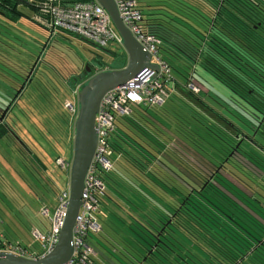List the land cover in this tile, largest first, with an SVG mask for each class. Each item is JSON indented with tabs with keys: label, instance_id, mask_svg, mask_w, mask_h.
Returning <instances> with one entry per match:
<instances>
[{
	"label": "trees",
	"instance_id": "1",
	"mask_svg": "<svg viewBox=\"0 0 264 264\" xmlns=\"http://www.w3.org/2000/svg\"><path fill=\"white\" fill-rule=\"evenodd\" d=\"M77 1L86 0H0V27L21 32L29 43L37 39L38 48L32 53L0 31V107L36 64L23 92L33 100L22 94L16 103L30 126L19 124L22 133L16 134L23 144L0 126V172L10 186L21 181L3 195L23 208L37 202L40 213L42 205L53 204L45 202L43 180L52 177L55 202L61 186L42 149L32 144L45 141L57 148V156L67 148L72 152L74 117L63 100L75 94L62 99L67 112L57 126L55 108L45 101L106 68L89 71V57L74 56L69 45L82 35L53 25L50 6ZM137 7L144 30L160 40L171 78L163 82L162 103L133 102L114 120L108 138L112 164L99 171L100 229L87 234L95 251L91 259L94 264H264V0H137ZM22 100L26 107L19 105ZM8 117L12 124L14 110ZM61 131L64 150L58 146ZM20 160L22 169L16 167ZM44 224L42 219L31 225L28 242L3 239L35 245L31 232Z\"/></svg>",
	"mask_w": 264,
	"mask_h": 264
},
{
	"label": "built area",
	"instance_id": "2",
	"mask_svg": "<svg viewBox=\"0 0 264 264\" xmlns=\"http://www.w3.org/2000/svg\"><path fill=\"white\" fill-rule=\"evenodd\" d=\"M114 1L122 21L143 48L150 53L151 61L157 63L158 68L148 67L126 82L108 89L100 100L95 117L97 144L84 177L80 206L72 229V253L61 264H94L91 257L95 255V251L87 243V234L100 229L96 213L98 210L96 195L103 188L100 169H108L112 164L109 157L112 152L108 143L109 132L113 128L116 116L127 114L133 102L162 103L166 95L163 82L171 78L170 68L159 53V38L143 28L137 0ZM50 9L54 26L68 28L103 47L111 40L118 44L122 43V37L115 28L109 12L95 0L77 1L68 7L51 5ZM188 85L193 90L198 89L193 82ZM80 87V83L72 87L75 96L63 100V105L74 118L78 112L76 95ZM55 162L61 169L69 172L71 162L66 157L58 155ZM69 194L68 179L56 194L55 205L52 208L41 206V213L46 217L47 222L45 227H34L31 232L38 248H34L32 244L22 245L20 242L6 241L0 235V251L14 252L27 257H39L51 251L64 222Z\"/></svg>",
	"mask_w": 264,
	"mask_h": 264
},
{
	"label": "water",
	"instance_id": "3",
	"mask_svg": "<svg viewBox=\"0 0 264 264\" xmlns=\"http://www.w3.org/2000/svg\"><path fill=\"white\" fill-rule=\"evenodd\" d=\"M110 14L122 37L126 62L121 67H107L91 74L77 93L78 112L73 123L72 156L69 168V199L64 222L54 248L39 257H27L14 252L0 251V264H61L72 253V229L80 206L84 177L93 159L97 144L95 117L104 93L128 79L144 72L148 67L158 68L150 53L136 39L122 21L114 0H95ZM90 69V68H89ZM20 90L17 89L16 93ZM8 106L5 107V110ZM4 112L0 115L2 118Z\"/></svg>",
	"mask_w": 264,
	"mask_h": 264
},
{
	"label": "rangeland",
	"instance_id": "4",
	"mask_svg": "<svg viewBox=\"0 0 264 264\" xmlns=\"http://www.w3.org/2000/svg\"><path fill=\"white\" fill-rule=\"evenodd\" d=\"M23 8L28 12H32V10L28 6H23ZM0 31L2 32V35H4L6 38H8L12 41H15V42L20 41L21 43H25V45L28 47V49L32 53H35L37 51V49H38L36 46L37 39L35 41V38H31L30 43H29L27 40V37H25L19 31L10 32L9 29L4 28V27H0ZM69 45L73 51L74 56H76L80 59L81 58L84 59V58L89 57V59L91 61L90 63L94 64L91 66L89 71H91L95 66L96 67H98V66L104 67V65H106V66L109 65L110 67L117 66V65L123 63L124 61H126V58H127L123 46L119 45L114 40L109 41L107 43V45L105 46L106 47L105 48V47L100 46V45H98V44L92 42L91 40L82 36V38L76 37L73 44H69ZM71 49H69V50L71 51ZM99 58H101V60H103V63L100 62ZM3 60L7 61L5 58H3ZM12 66L15 67V69L17 71L20 69L19 66H16L13 64H12ZM97 69L98 68H96V70ZM13 71H14V69H13ZM43 72H45V71H43ZM18 74H19V72H18ZM18 74H17V76H18ZM51 91H53V90H51ZM71 95H72V90L67 91L66 93H64V95L60 94L59 96H56L54 94L53 100L48 99L45 101L52 108H55V122H56L55 125L56 126L58 123H63L64 117H66L65 114H66L67 110L62 105V99L66 96H71ZM31 96H32V94H30V93H29L28 98L24 95V97L26 99L33 100ZM34 101H35V99H34ZM20 104L23 105L24 107H26L23 100H22V102L20 101L19 105ZM16 107H18V106H16ZM16 107L13 109L15 112V116H17V115L19 116V115L23 114L22 111L20 110V108L18 110ZM20 121L24 122L26 128L30 127L26 123L25 119L22 118V116H21ZM15 127L17 128V125H15ZM32 127L35 129L33 121H32ZM30 132L35 137L37 136L36 132L31 128H30ZM63 136H64V133H63V131H61V135H60L61 140L59 141L60 145H58V146L60 148L62 147V149L64 150V148H63ZM57 144H58V142H57ZM32 145L35 149H39V147L42 149L43 154H44L43 159L47 163L50 175H52L55 178V180L59 186H64L67 183V180L69 179V174L67 172H65L63 169H61L55 162V158L57 156V151H56L57 148L53 147L52 145L51 146L48 145L47 142H45V141L41 142L40 144H38L36 142V144H32ZM255 148L259 149L257 146ZM66 151L69 152V156L71 158L72 153L70 152V150L67 148L64 150V152H66ZM63 155H66V154L63 153ZM236 157L241 159L249 167H252L256 171L260 172L257 168L252 166V164L249 161H247L245 158H243L241 155L236 154ZM11 183H12V186L18 188L20 186L21 181H20V183L19 182H16L15 184L13 182H11ZM43 183L46 185V189L44 188V191L46 192V195H47L45 202L46 203H53L51 205V207H53L55 205V201L53 200V195L55 193L54 192L55 189L53 186L55 185V183H54L52 177H49V178L43 180ZM3 193L0 194L1 195V198H0V233L1 234L0 235L3 237H6L8 239H11L13 241L14 240H19L22 242L30 241L31 240V237H30L31 225L32 224L39 225L42 219L45 221V223L47 222L45 217L40 213V211L37 210L38 203L37 202L32 203V201H30L29 204H31L32 206L27 207V208L20 207L19 205H16V204L12 205L9 202V199L5 198ZM13 199L15 200V198H13ZM20 208H23L24 210L19 211ZM3 209L10 211L12 216L9 215L7 212H5ZM43 226L45 227V224ZM34 248H38V245L35 244ZM100 264H103V263L100 262Z\"/></svg>",
	"mask_w": 264,
	"mask_h": 264
},
{
	"label": "flooded vegetation",
	"instance_id": "5",
	"mask_svg": "<svg viewBox=\"0 0 264 264\" xmlns=\"http://www.w3.org/2000/svg\"><path fill=\"white\" fill-rule=\"evenodd\" d=\"M90 61V60H89ZM91 62V61H90ZM92 65H94L93 63H91L90 64V67L92 66ZM35 66H36V64L35 63H32V64H30L29 65V68H28V70H27V72H29L28 74H27V72H25L24 73V75H22V79L20 78V82H19V85H20V90L16 93V89H13V94H11V96H10V98H9V100H8V102H6V104H4V105H2L1 107H0V115L4 112V115H3V117L1 118L0 117V126H6L7 128H8V130L13 134V136H14V138H15V140H16V143H18V145L20 144V145H22L23 143V141H22V139H20L19 138V136H18V134H16V132L17 133H19V134H21L22 133V131H21V129H20V126H19V124L21 125V121H20V119H21V115H17V116H15V120L12 122V124H10V123H8V120H10V118L8 117V115H9V113H10V111L11 110H13L15 107H16V103H17V100L19 99V97H21V95L23 94V92L25 91L24 89H25V87H26V85H27V82H29L30 80H31V75H33V71L35 70ZM96 67V66H95ZM18 88V89H19ZM6 106H8L7 107V109L5 110V107ZM65 108V107H64ZM18 110H19V108H17ZM20 110H21V108H20ZM22 111V110H21ZM73 123H74V119H73ZM13 125V126H12ZM15 125H17V128L15 127ZM14 129L16 130V131H14ZM1 131V130H0ZM15 143V144H16ZM16 146H17V144H16ZM258 146L259 147H261V144H258ZM262 148V147H261ZM71 152V151H70ZM64 153H66V152H64ZM69 153V152H68ZM72 153V152H71ZM59 155H62V154H59ZM63 156V155H62ZM70 157V156H69ZM68 160H70V159H68ZM22 166H23V162L20 160V161H18L17 162V165H16V167H21V169H22ZM64 170V169H63ZM65 172H66V170H64ZM0 175H2V177H1V179H0V183H2V186L0 187V194L1 193H3L2 191L7 187V186H9V187H13L12 185L10 186V182L9 181H7V180H5V177H3V175L4 174H2V172H0ZM19 181H20V177H19Z\"/></svg>",
	"mask_w": 264,
	"mask_h": 264
},
{
	"label": "crops",
	"instance_id": "6",
	"mask_svg": "<svg viewBox=\"0 0 264 264\" xmlns=\"http://www.w3.org/2000/svg\"><path fill=\"white\" fill-rule=\"evenodd\" d=\"M76 98H77V95H76ZM64 153V152H63ZM66 155H63L64 157H66L67 159H70V161H71V158L69 157V153L66 151V153H65ZM67 172V171H66ZM68 174H69V172H67Z\"/></svg>",
	"mask_w": 264,
	"mask_h": 264
}]
</instances>
